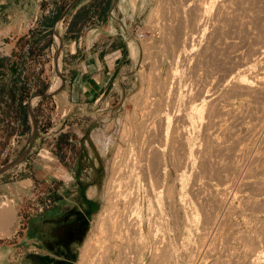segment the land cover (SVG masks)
Segmentation results:
<instances>
[{
	"label": "rangeland",
	"instance_id": "obj_1",
	"mask_svg": "<svg viewBox=\"0 0 264 264\" xmlns=\"http://www.w3.org/2000/svg\"><path fill=\"white\" fill-rule=\"evenodd\" d=\"M180 1L185 4L183 8L188 9L196 0ZM180 1L167 0L166 4V0H148L142 9L128 5L124 12L120 0H78L64 17L60 18L72 0H0V167L22 154L30 139L32 123L29 106L36 121V137L32 147L25 158L13 168L25 161L29 162V166L14 176L6 173L13 168L0 174H3L0 184H4L0 188V202L13 205V211L7 220L8 231L0 226L1 232H7L0 235L1 238H9L19 223L25 222L26 218L28 224L32 225L37 215L43 213L49 197H57L58 193H61L65 197L63 203L66 212L71 216L70 228H66L63 238L54 239L57 247L53 250L75 263L79 261L84 239L90 232H95V225L101 222L102 239L93 245L91 250L94 251L89 250L91 254L84 260L85 264H264V261L258 263L255 259L257 253L264 255V115L261 117L264 114V93H246L231 85L234 84L231 76L236 72L242 73L243 76L246 74L247 78H254L256 85L259 82L255 75L264 73V52L254 51L256 48H263L264 33H261L259 28L264 22L253 16L251 18V15L262 10L261 4L264 5V0H244V7L231 3L232 15L222 21L220 28L216 26L219 23L215 25L214 19L212 20L221 1L216 0L204 18L205 31L202 34L194 33V38H189L193 51L186 55L187 58L182 56V53L179 54L174 38L172 39L175 33L169 35L171 29L166 19V15L170 14V11L166 10L173 6L170 10L175 13L178 8L175 4ZM163 6H168V9ZM57 19L59 27L57 29L56 26V29L64 44L59 63L64 82L57 92L34 100L39 93L48 88L53 89L55 82L57 85L59 83L54 65V53L58 45L53 25ZM93 30L95 34L89 44V35ZM165 34L172 40L164 36ZM130 42L136 46L134 58L131 55ZM166 42L172 45L168 46ZM242 62H247L250 66L254 64L255 68L249 70L250 68L239 66L236 69ZM256 64H259V67ZM176 68L179 74H191L187 77L189 80L181 82L179 87L175 83L176 79L174 82V79L169 77V73ZM166 74L171 83L166 79ZM224 75L226 81H218ZM160 81L164 86H160ZM215 85H218L217 88ZM176 87L182 91L181 95H184L174 107L171 105L169 109L170 106L165 105L172 119L170 126H173L170 131L182 125L177 121H182L178 116L183 106L191 100H196L194 103L201 105V92L206 101L210 100L209 103H212L211 99L215 96L217 99L218 94L221 97L224 95L223 100L219 96L220 100L215 102H219L218 106L214 101L212 103L218 116L214 109L211 111L214 112L213 121L216 123L221 119V122L211 128L212 120L209 118H212V114L207 115L208 118L206 114L210 113L209 108L212 106L204 101L206 103L202 109L206 114L204 113V118L202 115L203 122L199 120L198 125L196 122L192 130H197L193 134L189 131L195 140L192 141L195 148L191 146L194 149L190 159H187L189 157L186 156V147L181 144L177 147L178 143H170L171 135L160 141L164 150L161 151L163 158L160 156L162 159L159 158V163L163 160L160 164L165 168L164 176V173L157 174L156 165L151 166L154 164V154L152 149L147 148L151 140L145 138L150 135L143 136L146 131L142 132L139 130L140 125H136L138 122L141 124L145 118L142 110L146 112L149 109L148 113L151 112V106L147 103H153L154 96L156 101L151 104L152 107L156 102H160L157 100L158 97L161 100V94L167 90L174 92ZM211 88H214V93L208 96V93L212 92ZM29 101L33 103L29 105ZM158 105L156 104L155 108ZM143 106H147V110ZM226 108L229 110L227 113ZM206 122L209 124L207 128H211V134L203 129L208 125ZM156 124L155 121L151 125V131L155 126L159 131L160 127ZM217 126L220 127L219 131ZM224 127L231 129L230 134L224 133ZM214 128L217 129L213 131ZM136 130L138 133L141 131L139 134L143 135L138 136ZM153 132L157 133L155 130ZM156 133L155 136L162 138ZM211 135H214L212 138L215 139L212 140ZM152 136L154 138L150 145L152 142L158 145L159 139L157 138V142L155 136ZM102 137L108 144L105 154L99 148V139ZM138 138L144 142L140 143ZM127 139L130 145H135V154V147L131 146L133 150L128 149ZM145 141L146 146L142 145ZM145 147L151 154L141 153L142 149L148 151ZM137 153L145 157L149 153L151 159H143L142 155L137 159ZM129 154L138 162H133ZM131 161L136 168L131 166ZM129 165L134 175H131ZM244 174H248V177ZM158 175H161L164 181L161 176L158 179ZM232 176L229 180L238 177V181H228V185L229 182L232 183L229 187L233 188L228 192L222 191L224 181ZM116 177L127 180L124 186L126 188L122 189L127 196L123 193L122 200L117 199L120 196L115 197L117 203L115 201L114 205L112 181ZM198 179L202 181L199 182ZM240 180L241 185L236 188ZM158 184H162V188L160 185L157 187ZM196 185H201L202 190L197 192ZM90 186L98 188L99 193L94 198L86 196ZM154 186L157 189L152 188ZM170 187H173L172 190ZM156 190L162 195L155 192ZM166 193L172 194L168 196ZM167 196L168 198H165ZM222 198L225 201V204L222 202L224 207L219 206ZM104 205L106 209L102 219L106 221L102 220V223L101 219L97 221V215ZM113 211L118 213L119 217L115 216ZM21 213L24 215L21 216ZM111 213L114 215L111 216ZM84 215L92 222H89L80 239H71L72 226ZM215 215L219 218L217 222L221 219L216 228L210 226ZM119 220L124 224L121 225ZM208 227L210 231L211 227L212 231L208 230L207 236ZM150 233L153 236H150ZM29 234L30 232L26 233ZM42 240L38 237V241L42 243ZM25 243H22L23 250L35 246L32 241L27 245ZM250 244L254 245L253 249L257 244L261 250L256 247V253L252 254ZM11 261L24 263L25 259L13 258Z\"/></svg>",
	"mask_w": 264,
	"mask_h": 264
},
{
	"label": "bare ground",
	"instance_id": "obj_2",
	"mask_svg": "<svg viewBox=\"0 0 264 264\" xmlns=\"http://www.w3.org/2000/svg\"><path fill=\"white\" fill-rule=\"evenodd\" d=\"M163 1V0H162ZM178 1V0H177ZM180 1V0H179ZM216 0H196L195 2H193L192 4H191V6L187 9H185V8H183V5H185V4H183V2L182 1H180V2H182V5H181V3L180 2H177V3H180L179 5H176L175 3H173V5L175 4V6L176 7H178L176 10H175V13H173L170 9H172V7L171 8H167L166 6H163L165 9H168V10H166V11H170L169 13V15H166V19L168 20L167 21V23L169 24V29H171V31H170V33L169 32H166V34L167 33H169V35L171 34V36H172V32L173 33H175V37L173 36L172 37V39L174 38V42H175V46H176V48L178 49V52H179V54H183L182 56H184V57H186V55L187 54H190L192 51H193V47H192V43H189V41H190V39H191V37L192 38H194L193 37V35H195L194 33H200V34H202L204 31H205V23H204V21L206 20V19H204V18H206V16H207V13H208V11H209V8H211V6H213V3L215 2ZM247 1V0H246ZM260 1V0H259ZM147 2H148V0H120V4H121V8H122V10L124 11V12H126V9H127V7L126 6H128V5H131L132 6V8H134L135 7V9L137 8V9H142L143 7H144V5H146L147 4ZM176 2V1H175ZM164 2H162V4H163ZM166 4L168 3L167 2V0H166V2H165ZM170 3V2H169ZM231 3H236V4H238L240 7H244L245 6V2H244V0H221L220 1V3L218 4V8H217V12L215 13V15H214V17L212 18V20L214 19V21H213V23L215 24V23H219L218 25H216L217 26V28H220L221 26L220 25H222V21L224 20V19H229L230 18V16L232 15V7H233V5H231ZM165 5V4H164ZM180 5L182 6V8L180 7ZM169 6H171V4L169 5ZM174 6V8H176ZM261 6H263L262 7V10H260L259 12H257L255 15H251V18H252V16L253 17H255L256 19H258V20H261V21H263L264 22V5H262L261 4ZM188 7V6H187ZM261 8V7H260ZM151 14V13H150ZM175 15V16H174ZM172 16H173V19H171L172 18ZM163 17V16H162ZM164 19V18H163ZM165 20H163V22H164ZM206 22V21H205ZM165 23V22H164ZM260 23H262V22H260ZM57 29H58V27H59V22H57ZM261 25V24H260ZM61 26V25H60ZM163 26V25H162ZM172 27H173V29H172ZM166 28V27H165ZM164 28V29H165ZM168 28V27H167ZM166 28V29H167ZM169 29H167V31L169 30ZM259 30L261 31V33L263 32L264 33V23H263V25H261L260 26V28H259ZM165 33V32H164ZM94 34H95V30H93L91 33H90V35H89V41H88V43L90 44V42L93 40V39H91L93 36H94ZM164 35V36H167V35ZM174 35V34H173ZM169 36H167V38H168ZM170 38V37H169ZM168 38V39H169ZM190 38V39H189ZM167 39V40H168ZM171 38H170V40H172ZM216 39V38H215ZM166 40V37H165V41H167ZM212 40H214V39H212ZM62 41V40H61ZM193 41V40H192ZM168 42V41H167ZM166 42V43H167ZM264 42V41H263ZM167 44H169L168 46H170V44L172 45V43H167ZM63 46H64V44H62V49H63ZM175 46H174V52H175V50H176V48H175ZM262 46V45H261ZM262 48V47H261ZM130 51H131V55H132V57L134 58V56L136 55L135 54V52H136V46L132 43V42H130ZM256 53L257 52H259V53H261V52H264V43H263V48L262 49H260V48H256L255 50H254ZM178 54V55H179ZM193 54V53H192ZM184 57H183V59H184ZM192 57V56H191ZM264 57V56H263ZM187 58V57H186ZM185 60V59H184ZM261 62V61H260ZM59 63H60V60H59ZM260 64H262V63H260ZM264 64V63H263ZM252 66H250V64H248L247 62H242L241 64H238L237 66H236V69L239 67V66H244V68H246L247 67V69H249V70H251V68L253 67V69L255 68L253 65L254 64H251ZM257 65V64H256ZM259 65V64H258ZM257 65V66H258ZM261 66V65H260ZM263 66V65H262ZM259 67V66H258ZM262 68V67H261ZM242 69V68H241ZM246 69V70H247ZM260 69V68H259ZM175 70H177V72L175 71ZM174 71L172 70L169 74H170V78H173L174 80V82H175V79H176V84H177V86L179 87V85L181 84V82H183L184 80H186V79H188L189 78V76L191 75L190 73L188 74L187 72V75L186 74H184L183 72L181 73L180 72V74L178 73L179 71H178V69L176 68ZM242 71V70H241ZM248 71V70H247ZM192 72V71H191ZM244 72V71H243ZM242 73H240V72H236L235 74H232V76H231V79L233 80L232 82H234V84H232L231 83V85H234V87H238L241 91L243 90V91H245L246 93H264V73H263V75H262V73H258V74H256L255 76L257 77H255L256 79H258V81L257 82H259L257 85L254 83V81H253V79H250V78H247L246 77V74H245V76H243V75H241ZM261 75V76H260ZM58 76V75H57ZM166 79L168 78V75L166 74ZM252 76V75H251ZM188 77V78H187ZM58 78H59V83H58V85L60 84V77L58 76ZM191 78V77H190ZM164 79V78H163ZM166 79H165V81H166ZM255 79V80H256ZM189 80V79H188ZM222 81V82H225L226 81V75H224V76H222L220 79H218V81ZM162 81V80H161ZM159 82L160 83V86L162 85V86H164L163 84H161L162 82ZM164 81V80H163ZM168 81H170V83H171V79H169L168 78ZM173 81H172V83H173ZM228 81V80H227ZM256 82V81H255ZM170 83H169V88H170ZM88 84H90V83H88ZM166 85L165 86H167L168 84H167V82L165 83ZM185 84V83H184ZM197 84V83H196ZM219 84V83H218ZM221 84V83H220ZM58 85H57V82H55V84L52 86V87H54L53 89L51 88V90H54V89H56V87H58ZM172 85V84H171ZM174 85V84H173ZM205 86V85H204ZM216 86V85H215ZM218 86V85H217ZM217 86H216V88H217ZM175 87V86H174ZM178 87H176L175 88V90L174 89H172V90H174V92H170L171 90H167V91H165L164 92V94L162 95L161 94V100L159 99V97H158V100L157 101H160L159 103L158 102H156V104L158 105V104H160V105H158V107H160V108H155V106H156V104H154V110L153 109H151V108H153L152 107V105L151 104H153L155 101H156V99H155V96H154V102L153 103H147V104H149L148 106L150 107L151 106V108H150V110H151V112H149L148 113V110H147V106L145 107V106H143V107H145V108H143V109H145V110H147L146 112L144 111V110H142L143 111V114L145 115L143 118V121L140 119V121H142V123L140 124L138 121H136V122H138V124L136 125V126H138V125H140L139 126V130H142V132H144V131H146V132H150L151 130H150V128H151V125L153 124V123H155V121L157 122V124L156 125H158L160 128H158L159 129V131L158 130H156V128H157V126H155L156 128H154L153 129V131L155 130V131H157V133H159L160 135H159V137L161 136L162 138H158V135H156L155 136V133L153 132V131H151L149 134L147 133L146 134V132H144L145 133V135H143V134H139L138 132H137V130L135 131V133H138L139 135L138 136H140V135H143V136H148V135H150V136H148V138L147 137H145L146 139H150L151 141H153L152 139L154 138L153 136L151 137V135H154L155 136V139H159V144H161V142L160 141H162V140H164V138H166V136H170L171 137V139H170V137H169V139L171 140L170 141V143H172V144H176V143H178L177 144V147H178V145L179 144H181L184 148L186 147L187 149H188V153L185 151V149H184V151H185V153H187L186 154V156L187 157H189V158H187V159H190L191 158V156L190 155H192V152H193V150L192 149H194L195 147L193 146L194 144V142H192V141H195V140H193L192 139V137L190 136V133H189V131H191L192 132V134L194 133V131L195 130H197V129H195L194 131L192 130V128H194V126H196V125H198L200 122H198L199 120H202V122H203V119H201L202 118V115H203V118H204V115L206 114L205 113V110L203 111V109H202V106H203V104L204 103H206V102H210V100L208 101V99H207V101H206V99H205V97H203V95H202V90H204V89H200V92H201V94H199V95H201L202 96V98H201V96H199L200 98V100H201V105L199 106V104L198 103H194L195 101H193V100H191V101H189V103H187V105H186V103H185V105L186 106H183L184 108L182 109V112L180 113V115L178 116V118H180L182 121H177V123H182V125L181 126H179L180 127V129H179V127L177 128L176 127V129H173V131L171 130L170 131V127L171 126H173V125H171L170 126V123L172 122L171 120L172 119H170V117H171V115L169 114V110H167V107H166V109H165V105L166 104H168V106H170V107H168L169 109L171 108V105L173 106L175 103H177V102H179V100H180V97L182 98V95H184V94H182L181 95V90L179 91V90H177V88ZM207 87V86H206ZM211 87V86H210ZM209 87V88H210ZM221 87V86H220ZM231 87H233V86H231ZM160 88V87H159ZM163 88V87H162ZM162 88H161V91H162ZM205 88V87H204ZM215 88V87H214ZM214 88H213V90H214ZM215 88V89H216ZM166 89H168L167 87H166ZM180 89H182L181 88V86H180ZM207 89H208V87H207ZM229 89V88H228ZM232 90H234V88H231ZM160 90V89H159ZM163 90H165V88H163ZM211 90H212V88H211ZM212 90V92L211 93H208V96H209V94H212V93H214V91ZM218 90V89H217ZM239 90V91H240ZM47 91V90H46ZM170 93H169V92ZM206 91V90H205ZM216 91V90H215ZM235 91V90H234ZM238 91V90H237ZM57 92V91H56ZM226 92V91H225ZM224 92V93H225ZM206 93V92H205ZM223 93V92H222ZM221 93V94H222ZM197 95H198V93H196ZM216 94V93H215ZM207 95V94H206ZM223 95V94H222ZM205 96V95H204ZM220 96V98L223 100L224 99V95H223V97H221V95H219L218 94V97ZM38 97V96H37ZM37 97H35V98H33L34 100L37 98ZM216 97V96H215ZM214 97V98H215ZM218 97H217V99H218ZM198 98V97H197ZM207 98V97H206ZM212 98H213V96H212ZM214 98H213V100L211 99V102L213 103V101H214V104H215V102H217V99L215 98V100H214ZM146 99V98H145ZM149 99H153V98H151V97H149ZM196 99V98H195ZM33 100V101H34ZM200 100H199V102H200ZM220 99H218V101H219ZM150 101V100H149ZM161 101H162V103L164 104H162L161 103ZM181 101V100H180ZM204 101H206V102H204ZM32 102V101H31ZM151 102H152V100H151ZM33 103V102H32ZM142 103V102H141ZM207 103V104H208ZM212 103H209V104H211V106L212 105H214V104H212ZM144 105H146V104H144ZM164 107H162V106ZM205 105V104H204ZM215 105H219V102H218V104L216 103ZM206 106H208V105H206ZM206 106H204L205 108H206ZM142 107V106H141ZM162 107V108H161ZM174 107V106H173ZM203 107V108H204ZM209 107V106H208ZM218 108H220V107H218ZM225 108V107H224ZM181 109H178L179 111H181ZM209 109H211V110H209ZM209 109H207V113L210 111V113H208V114H206V117H207V115H209V114H212V116H210V117H212V118H209V120H212L211 122H210V125H211V128H213L212 127V125L214 126V127H216V123L218 122L219 124H220V122H221V119H218L219 121H217L216 123L213 121V119H214V112L213 113H211V111H212V109H214L215 110V108L212 106V108L210 107ZM222 109V108H221ZM209 110V111H208ZM213 110V111H214ZM225 110H227V108L225 109ZM224 109H223V111H225ZM202 111H203V113H202ZM219 111H220V109H219ZM222 111V110H221ZM227 112H229V110H227L226 111V113ZM170 113H171V110H170ZM205 113V114H204ZM215 113H216V115H217V111L215 110ZM264 113V112H263ZM263 115L264 114H262L261 115V117H263ZM208 116V117H209ZM218 116V115H217ZM207 117V118H208ZM177 118V119H178ZM176 119V120H177ZM179 120V119H178ZM262 120H264V119H262ZM205 121H207L206 119H205ZM261 121V120H260ZM196 122H197V124H196ZM209 122V121H208ZM262 122V121H261ZM176 123V125L175 126H177L178 124ZM205 123V122H204ZM207 123V122H206ZM123 124V123H122ZM172 124V123H171ZM196 124V125H195ZM208 124V123H207ZM215 124V125H214ZM218 124V125H219ZM260 124H262V123H260ZM264 124V123H263ZM201 125V124H200ZM122 126H124V125H122ZM207 126H209V124L208 125H205V127L207 128ZM262 126V125H261ZM260 126V127H261ZM264 126V125H263ZM205 127L203 128L204 129V131H210V134L212 133L211 132V128H207V129H205ZM218 127V126H217ZM223 127V126H222ZM259 127V126H258ZM257 127V128H258ZM259 127V128H260ZM124 128H126L125 126H124ZM135 128H137V127H135ZM143 128V129H142ZM153 128V127H152ZM220 127H218V131L220 130L219 129ZM224 128H228V127H224ZM223 128V129H224ZM259 128H258V130H259ZM178 129V130H177ZM215 129H217V128H214V130L213 131H215ZM222 129V128H221ZM224 129V133H228V134H230V132H231V129ZM122 130H124L123 129V127H122ZM138 130V131H139ZM144 130V131H143ZM168 130H169V132H170V134L168 135ZM226 130V131H225ZM207 131H206V133H207ZM223 131V130H222ZM221 131V132H222ZM261 131V130H260ZM141 132V133H142ZM172 132V133H171ZM258 132V131H257ZM256 132V133H257ZM156 133V134H157ZM223 133V132H222ZM131 134V133H130ZM209 134V133H208ZM215 134V133H214ZM218 134H219V132H218ZM221 134V133H220ZM207 135V134H206ZM223 135V134H222ZM133 136V135H132ZM137 136V137H138ZM214 135H211V139L213 140V139H215V138H212ZM35 137H36V135H35ZM130 137V136H129ZM134 137V136H133ZM206 137V136H205ZM207 137L209 138V136L207 135ZM263 137V136H262ZM261 137V138H262ZM126 138H128V137H126ZM140 138V137H139ZM138 138V139H139ZM141 138L144 140V138L141 136ZM168 138V137H167ZM166 138V139H167ZM132 139V138H131ZM158 139H157V142H158ZM161 139V140H160ZM217 139V138H216ZM128 140V139H127ZM142 140V141H143ZM150 140H148V141H150ZM262 140V139H261ZM260 140V141H261ZM137 141H139L140 143H143L142 141H140V139L139 140H137ZM147 141V140H146ZM145 141V143L144 144H142V145H145V144H147V142ZM151 141H150V143H148L149 144V146L147 145V148L149 149H152V153L154 154V155H152V159H153V162H154V164H151V166L152 165H156V167H157V174H158V172H159V174H161V173H164V172H166L165 170H163V169H165L160 163H162V161L159 163V158L160 159H162L163 157L161 156V154H162V152L161 151H163L164 150V148H162L163 147V144H161V145H157L156 143L154 144V142H152L153 144V147L151 148V146L152 145H150L151 144ZM155 141V140H154ZM173 141V142H172ZM218 141V140H217ZM217 141H215L216 142V145H217ZM128 142H129V145H130V141L128 140ZM156 142V141H155ZM99 143H100V145H99V148H100V151L103 153V154H105V151H106V149H107V147H108V144H107V142H106V139H104L103 137L102 138H100L99 139ZM132 143V142H131ZM136 143V142H135ZM138 143V142H137ZM162 143H164V142H162ZM262 143V142H261ZM132 144H134V142L132 143ZM171 144V145H172ZM102 145H104V147H101ZM127 145H128V143H127ZM129 145H128V149H132V147L134 148L135 147V145L133 146V145H130V147H129ZM140 145V144H139ZM156 145V146H155ZM258 145H259V143H258ZM261 145V144H260ZM132 146V147H131ZM146 146V145H145ZM164 146H165V144H164ZM175 147V145H172V147ZM180 146V145H179ZM191 146H193L194 148H192ZM218 147H220V145L218 144L217 145ZM254 146V145H253ZM31 147H32V145H31ZM31 147H30V149H31ZM140 148H142V146H139ZM262 147H264V146H262ZM139 148V149H140ZM258 148H259V146H258ZM261 148V147H260ZM30 149H29V151H30ZM135 149V151H133L134 152V154H135V152H136V147L134 148ZM145 149H146V147H145ZM148 149H146V150H148ZM263 149V148H262ZM133 150V149H132ZM137 150H138V147H137ZM143 150V152H141L142 154H146V152H150V150H148V151H144V149H142ZM258 150V149H257ZM29 151H28V153H29ZM141 151V149L139 150V152ZM117 152V151H116ZM128 152V151H127ZM138 152V151H137ZM151 152H150V154H151ZM161 152V153H160ZM246 153H247V150L245 151ZM27 153V154H28ZM132 152H130V154H131ZM245 153V154H246ZM255 153H256V151H255ZM254 153V154H255ZM129 154V155H130ZM133 154V153H132ZM133 154V155H134ZM138 154V153H137ZM141 154V155H142ZM149 153H147V155H146V157L144 156V155H142L143 156V159H145V158H147L148 157V159H151V156H150V158H149V156L148 155H150ZM243 154V153H242ZM241 154V155H242ZM133 155H130V157L131 156H133ZM140 154H138V155H135L136 156V158L138 159V158H140V156H139ZM248 155V154H247ZM247 155H244V156H247ZM47 156V155H46ZM113 156H116L117 157V155H113ZM137 156H139V157H137ZM162 158H161V157ZM258 156V155H257ZM256 156V157H257ZM116 157H114V158H116ZM129 157V158H130ZM134 157V156H133ZM133 157H131V158H133ZM145 157V158H144ZM254 157V156H253ZM25 158V157H24ZM23 158V159H24ZM113 158V159H114ZM130 158V159H131ZM142 158V157H141ZM185 158V157H184ZM244 158V157H243ZM259 158V157H258ZM22 159V160H23ZM47 159V158H46ZM253 159V158H252ZM21 160V161H22ZM115 160V159H114ZM133 160H135V158H133L132 159V161ZM140 160V159H139ZM186 160V159H185ZM20 161V162H21ZM132 161H131V163H132ZM136 162H138L137 160H135ZM188 161V160H187ZM190 161V160H189ZM188 161V162H189ZM134 162V161H133ZM159 163L160 164V166H159V164H157V163ZM243 162H245V161H243ZM17 163H19V162H17ZM17 163H15V165L17 164ZM113 163H114V161H113ZM130 163V162H129ZM130 163V164H131ZM134 163H132V165L131 166H135V165H133ZM136 164H138V163H136ZM187 164V163H186ZM242 164V163H241ZM250 164H251V162H250ZM139 165H140V163H139ZM158 165V166H157ZM243 165V164H242ZM241 165V166H242ZM245 165V164H244ZM130 166V165H129ZM130 166V167H131ZM138 166V165H137ZM163 168H162V167ZM237 166V165H236ZM238 166L240 167V164H238ZM237 166V167H238ZM248 166H249V164H248ZM247 166V167H248ZM13 167V166H12ZM12 167H10V168H12ZM129 167V168H130ZM155 167V166H154ZM264 167V166H263ZM9 168V169H10ZM135 168H136V166H135ZM152 168V167H151ZM9 169H7V170H9ZM134 169V168H133ZM154 169V168H153ZM238 169H240L241 170V168H238ZM130 170H132V167L130 168ZM130 170H129V172H130ZM243 170V169H242ZM241 170V171H242ZM251 170V169H250ZM135 171V170H134ZM154 171V170H153ZM239 171V170H238ZM238 171H237V173H238ZM247 171H249V169L247 170ZM155 172V171H154ZM235 172H236V170H235ZM246 172V171H245ZM131 173V175L133 174L134 175V172H133V170L130 172ZM240 173V172H239ZM130 175V176H131ZM166 174L164 173V176H165ZM240 175V174H239ZM239 175H238V177H239ZM244 175H247V177H248V174H244ZM161 176V175H160ZM160 176L158 175V179L160 178ZM163 176V177H164ZM133 176H131V178H132ZM236 177V176H235ZM238 177H236V179H238ZM242 177V176H241ZM134 178V177H133ZM161 178H162V176H161ZM165 178V177H164ZM231 178H233V176L232 177H230V178H227L228 180H225L224 181V183L227 185H225V187H224V185L222 186V191H224L225 190V192H228V190L229 189H231V187L233 188V186H231V187H229L230 185H232V183H230L229 182V184L230 185H228V181H231V180H229V179H231ZM251 178V177H250ZM263 178V177H262ZM163 179V178H162ZM235 179V178H234ZM236 179L235 180H233L232 179V181L231 182H233V181H236ZM240 179H243V178H240ZM153 180V179H152ZM199 180V182H200V180L201 179H198ZM262 180H264V178L262 179ZM261 180V181H262ZM125 181H127V180H121L120 178L119 179H117V177L116 178H114L113 179V181H112V199H113V204L114 205H116L115 204V201H116V199H115V197L117 198V196H120V198H117V199H121V197L122 198H124L123 197V193H124V195L125 196H127L125 193L126 192H123L124 190H122L123 188H126V187H124L125 186ZM159 181V180H158ZM161 181V180H160ZM163 181H164V179H163ZM166 181V180H165ZM202 181V180H201ZM238 181V180H237ZM236 181V182H237ZM152 182V181H151ZM150 182V183H151ZM154 183H155V181H153ZM157 182V181H156ZM198 182V183H199ZM204 182V181H203ZM252 182V181H251ZM250 182V183H251ZM109 183V182H108ZM233 183H235V182H233ZM244 183V182H243ZM249 183V184H250ZM256 183V182H255ZM157 184V183H156ZM196 184H197V182H196ZM202 184H204V183H202ZM241 185V180H240V182H238V184H237V187L236 188H238V186H240ZM151 185H152V183H151ZM150 184H149V186H151ZM159 185L160 184H158V186L157 187H159ZM162 185V184H161ZM160 185V186H161ZM205 185V184H204ZM236 185V184H235ZM165 186H166V183H165ZM165 186H163L164 188H165ZM169 186H171L170 184H169ZM197 187V192H198V190L199 189H201V185H196ZM157 187L155 188V186L154 187H152V188H154V189H157ZM173 187H174V185H173ZM172 187V188H173ZM228 189H227V188ZM161 188H162V186H161ZM171 188V187H170ZM172 188H171V190H172ZM98 188H96V187H94V186H90L89 187V189H88V191H87V197L88 198H94V197H96L97 195H98V193H99V191L97 190ZM227 189V190H226ZM126 190V189H125ZM161 189H159V191H160ZM169 190V188L167 187V191ZM202 190V189H201ZM200 190V191H201ZM234 190H235V188H234ZM150 191V190H149ZM153 191V190H152ZM158 190H156L155 192H159ZM170 191V190H169ZM168 191V192H169ZM174 191V190H173ZM199 191V193H201ZM221 191V192H222ZM233 191V190H232ZM236 191H237V189H236ZM129 192V191H128ZM127 192V193H128ZM131 192V191H130ZM155 192H154V194H155ZM161 192V191H160ZM158 193V194H160V195H162L161 193ZM225 192H223V193H225ZM234 192V191H233ZM239 192V191H238ZM152 193V192H151ZM222 193V194H223ZM121 194H122V196H121ZM157 194V193H156ZM167 194V193H166ZM170 194H172V193H170ZM170 194L168 195V196H170ZM180 194H182V193H180ZM231 194V193H230ZM234 194V193H233ZM232 194V195H233ZM178 195V194H177ZM225 195H227V194H225ZM242 195V194H241ZM101 196H102V194H101ZM159 196V195H158ZM157 196V198H159ZM166 196V195H165ZM168 196L167 197H165V198H168ZM180 196V195H179ZM183 195H181V197H182ZM242 196H244V195H242ZM172 197V196H171ZM181 197H179L180 198V201L182 200V198ZM240 197V196H239ZM87 198V199H88ZM163 198V197H162ZM173 198V197H172ZM228 198V197H227ZM246 198V197H245ZM248 198V197H247ZM223 199V198H222ZM224 199H225V197H224ZM224 199L222 200V201H220V204H219V206H222V207H224V205H223V203L225 202L224 201ZM256 199V198H255ZM262 199V198H261ZM122 200V199H121ZM159 200H160V198H159ZM173 200V199H172ZM157 201V200H156ZM166 201L168 202V200L166 199ZM184 201V200H183ZM224 201V202H223ZM160 202H161V200H160ZM171 202V201H170ZM173 202H174V200H173ZM182 202V201H181ZM223 202V203H222ZM116 203H117V201H116ZM181 204V203H180ZM225 204V203H224ZM229 206V205H228ZM221 207V208H222ZM150 208V207H149ZM220 208V209H221ZM227 207H225V209H226ZM106 209V207H105V205L103 206V208H102V210L98 213V215H97V221H99V219H101V221L103 220V221H106V220H104V219H102V214H103V211ZM223 209V208H222ZM227 210V209H226ZM12 211H13V205L12 204H10L9 202H0V226L1 227H3V228H5L6 230L5 231H8L7 230V226H8V224H7V220H8V218H9V216H10V214L12 213ZM116 211V210H115ZM219 211V210H218ZM114 212V211H113ZM224 212V211H223ZM220 213V212H219ZM114 214H115V212H114ZM114 214H112L111 213V216L112 215H114ZM118 214V213H117ZM117 214H115V216L117 215ZM217 215V214H216ZM214 216L213 217V219H212V221H211V223H210V226L211 227H214V228H216V224L218 225V223L221 221V219L217 222V216ZM101 216V217H100ZM110 216V217H111ZM118 216V215H117ZM86 217V216H85ZM119 217V216H118ZM222 218H223V216H222ZM86 219L88 220V226H89V222L91 223L92 221H91V219H88L87 217H86ZM106 219V218H105ZM116 219V218H115ZM118 219H120V218H118ZM219 219V218H218ZM102 221V223H104ZM121 220H119V222H120ZM223 221V220H222ZM118 222V221H117ZM122 221H121V225H122ZM93 224V223H92ZM124 224V223H123ZM224 224V223H223ZM98 225V226H97ZM97 225H95L96 226V228H95V232H90L87 236H86V238L84 239V241H83V243H82V246H81V251H80V254H79V261H78V263L76 262H74V264H85V259L87 260V258L90 256V254H91V252L89 253V250H91V248L93 247V245L97 242V241H100L99 239L102 237V234H101V231L103 230L102 229V224H101V222L100 223H97ZM104 225V224H103ZM117 225H119L120 226V223H118ZM221 224H219V226H220ZM118 226V227H119ZM229 226V225H228ZM210 227V229H211V231H212V228ZM218 227V226H217ZM221 227V226H220ZM222 228V227H221ZM223 228H224V226H223ZM225 228H227L228 229V227H225ZM264 229V228H263ZM150 230V229H149ZM153 230V229H152ZM209 227H208V229H207V232H208V234H207V236L209 235ZM229 230V229H228ZM210 231V232H211ZM213 231H214V229H213ZM225 231V230H224ZM216 232H218V228L216 229ZM6 234H7V232H5ZM4 232H1L0 231V235H4L5 234ZM153 233H154V231H153ZM156 233V232H155ZM206 233V232H205ZM215 232H213V234H214ZM151 234V233H150ZM149 234V235H150ZM263 234H264V232H263ZM262 234V237L264 236ZM156 235V234H155ZM215 235V234H214ZM150 236H153L152 234L150 235ZM218 235H217V233H216V237H217ZM214 237V236H213ZM102 239V238H101ZM216 239V238H215ZM256 239V238H255ZM209 240V239H208ZM211 240V239H210ZM257 240V239H256ZM260 240V239H259ZM102 241V240H101ZM214 241V240H213ZM258 241V240H257ZM256 241V242H257ZM260 242V241H259ZM97 243H99V242H97ZM209 243V242H208ZM210 243H211V241H210ZM254 244H255V242H253ZM252 243V244H253ZM97 245V244H96ZM262 245V244H261ZM202 247L204 246L203 245V243H202V245H201ZM209 246V245H208ZM212 246V245H211ZM250 247H249V249H250V251H251V253L253 254V252H255L254 250L256 249V247H257V244H256V247H255V249H253L254 248V245L253 246H251V244L249 245ZM259 246V245H258ZM257 248H259V247H257ZM94 249V248H93ZM202 250H203V248H201ZM214 249V248H213ZM96 250V249H95ZM210 250H211V248H210ZM259 250H261L260 248H259ZM91 251H94V250H91ZM257 251V250H256ZM248 253H249V250H248ZM250 253V254H251ZM256 253V252H255ZM261 253V252H260ZM93 254V253H92ZM249 254V255H250ZM263 254V253H262ZM262 254H259V253H257V254H255L256 256H255V259H256V261L258 262V263H262L264 260V255H262ZM94 255V254H93ZM91 258V257H90ZM198 259V258H197ZM202 259H203V257H202ZM202 259H200V260H202ZM254 259V258H253ZM216 260V259H215ZM215 260H212L213 262L215 261ZM202 262V261H201Z\"/></svg>",
	"mask_w": 264,
	"mask_h": 264
},
{
	"label": "crops",
	"instance_id": "obj_3",
	"mask_svg": "<svg viewBox=\"0 0 264 264\" xmlns=\"http://www.w3.org/2000/svg\"><path fill=\"white\" fill-rule=\"evenodd\" d=\"M27 166H29V162L25 161L18 167H12L13 169L9 170L6 173L14 176L22 169H26ZM2 176L3 174L0 175V178ZM3 186L4 184H0V188ZM16 188L20 189L21 187ZM13 195H15V193ZM64 200L65 197L61 193H58L57 197H49V202L45 203V209L43 210V213H39L37 215L38 217L35 219L36 221H34L32 225L28 224V218H26L25 222L21 221L19 223L17 229L9 238L0 237V264H34L32 260L26 257V254L29 252L49 254L52 256L66 258L62 254H57L53 250V244L55 243L54 239H61L64 237L66 228L69 227L71 220L69 212H66V209L64 207ZM22 215L24 214L21 213V216ZM28 232H30V234L26 235V233ZM35 237H37L36 240H34ZM38 237L40 239H43L42 243L38 241ZM23 241L26 242L25 245H27L28 242L32 241L35 243V246L23 250ZM13 258L25 259V261L24 263H15L11 261Z\"/></svg>",
	"mask_w": 264,
	"mask_h": 264
},
{
	"label": "water",
	"instance_id": "obj_4",
	"mask_svg": "<svg viewBox=\"0 0 264 264\" xmlns=\"http://www.w3.org/2000/svg\"><path fill=\"white\" fill-rule=\"evenodd\" d=\"M78 0H72L71 3H69V5L64 9V11L62 12L60 18H63L64 15L67 13V11L77 2ZM57 22H59V19H57V21L54 23L53 25V33L57 39V45H58V49L57 51L54 53V65L56 68V71L58 73V76L60 77V84L58 85V87H56V89L51 90L50 88L47 89V91L43 92V93H39L37 96L38 97H47L49 95H52L53 93H55L56 91L59 90L60 87H62L64 79L62 77V74L60 73V68H59V60L61 58V54H62V38L60 36V34L58 33L56 26H57ZM36 96V97H37ZM31 101H29V105H30ZM29 113H30V117H31V123H32V129H31V135H30V139L26 145V147L24 148L22 154L14 157L13 159H11L9 162H7L6 164H3L0 167V174L3 173L4 171H6L7 169H9L10 167L14 166L15 163L20 162L28 153L34 139H35V135H36V121L34 119L33 114L31 113L30 110V106H29ZM84 225L83 229L80 233V237L84 234L85 230L88 227V220L86 219L85 215L82 217L80 225ZM79 237V239H80ZM26 257L30 260L33 261L34 264H74V261H72L69 258H63V257H58V256H52L49 254H39V253H35V252H29L26 254Z\"/></svg>",
	"mask_w": 264,
	"mask_h": 264
},
{
	"label": "flooded vegetation",
	"instance_id": "obj_5",
	"mask_svg": "<svg viewBox=\"0 0 264 264\" xmlns=\"http://www.w3.org/2000/svg\"><path fill=\"white\" fill-rule=\"evenodd\" d=\"M87 198V197H86ZM69 215H70V213H69ZM81 219L82 218H80L79 220H78V223L76 224V225H73L72 226V228H71V230L73 231L72 233H71V239H75L76 237H80V233H81V231H82V229H83V224L82 225H80V222H81ZM70 228V227H69ZM70 230V229H69ZM67 243V242H66ZM69 243V242H68ZM55 247H57L56 245L55 246H53V248H55ZM59 247V246H58ZM60 248V247H59ZM67 258V257H66Z\"/></svg>",
	"mask_w": 264,
	"mask_h": 264
},
{
	"label": "built area",
	"instance_id": "obj_6",
	"mask_svg": "<svg viewBox=\"0 0 264 264\" xmlns=\"http://www.w3.org/2000/svg\"><path fill=\"white\" fill-rule=\"evenodd\" d=\"M4 152H6V150Z\"/></svg>",
	"mask_w": 264,
	"mask_h": 264
}]
</instances>
